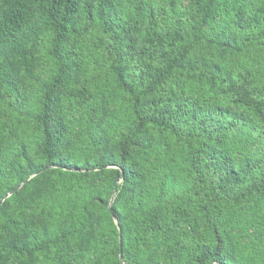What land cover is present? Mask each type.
I'll list each match as a JSON object with an SVG mask.
<instances>
[{"label":"trees","instance_id":"trees-1","mask_svg":"<svg viewBox=\"0 0 264 264\" xmlns=\"http://www.w3.org/2000/svg\"><path fill=\"white\" fill-rule=\"evenodd\" d=\"M0 264H264V0H0Z\"/></svg>","mask_w":264,"mask_h":264},{"label":"water","instance_id":"water-1","mask_svg":"<svg viewBox=\"0 0 264 264\" xmlns=\"http://www.w3.org/2000/svg\"><path fill=\"white\" fill-rule=\"evenodd\" d=\"M119 258L121 259V254L119 253Z\"/></svg>","mask_w":264,"mask_h":264}]
</instances>
